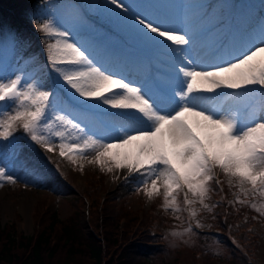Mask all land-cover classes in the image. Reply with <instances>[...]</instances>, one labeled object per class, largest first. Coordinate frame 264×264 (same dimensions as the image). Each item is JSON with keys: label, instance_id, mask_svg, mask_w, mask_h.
<instances>
[{"label": "rangeland", "instance_id": "rangeland-1", "mask_svg": "<svg viewBox=\"0 0 264 264\" xmlns=\"http://www.w3.org/2000/svg\"><path fill=\"white\" fill-rule=\"evenodd\" d=\"M16 1V8L30 1L34 6L37 4L27 11L24 21L34 41L30 44L27 37L5 24L0 36L15 37V44L8 42L0 47V74L20 76L21 87L26 91L29 84L53 91L55 112L66 113L78 122L83 120L85 109L82 102H75L66 93L48 63L47 46L60 37H47L38 30L37 25L46 20L69 31L72 40L87 50L102 68L135 83L151 84L153 79L168 82L172 70L166 51L142 41L118 23L108 9L119 10L107 5L106 0ZM122 2L143 6L146 16L165 27L189 32L194 37V55L207 62L224 54L222 44H239L264 24V0ZM201 103L213 111H227L239 104L242 113H259L264 108V91L254 89L243 102L217 95L202 98ZM17 107L0 105V132L12 133L8 139L0 136V167L16 180L9 183L0 179V229L4 233L13 231L18 240L21 233L35 236L49 223L53 211L60 225L75 227L72 235L76 239L65 243L61 226L55 225L50 245L55 254L49 257L45 251L42 264L89 263V258L84 256H87L86 248L76 244L88 242V235L100 242L104 251L112 248L106 240L113 236H117L118 242L121 240L120 247L128 238L140 242V237H149L141 242L153 247L150 249L156 254L143 255L150 260L156 258L159 264H264V194L259 190L252 191L250 185H244L245 191H241L234 180L230 185L229 178L215 169V179L220 183L209 182L204 200L207 207L199 202L186 205L185 190L174 194V211L172 207H165L163 188L151 197L142 186L138 190L137 174L116 169L109 172L79 157H75L76 163L61 157V142L83 143L87 135L56 120L54 113L50 112L36 129L37 135L53 147L52 152L44 144L33 141L19 122L9 128L8 115ZM30 107L26 102L19 110ZM104 109L109 110L107 106ZM88 115L91 119L83 121L87 124V134H102L105 131L103 113L89 112ZM57 132L64 133L63 140ZM85 155L92 159L94 153L89 150ZM188 199L194 198L189 194ZM108 231L110 237L106 235ZM3 241L2 234L0 245ZM69 245L76 249L72 259L68 258ZM12 253L13 259H23L28 250ZM15 262L12 263H18Z\"/></svg>", "mask_w": 264, "mask_h": 264}, {"label": "snow or ice", "instance_id": "snow-or-ice-1", "mask_svg": "<svg viewBox=\"0 0 264 264\" xmlns=\"http://www.w3.org/2000/svg\"><path fill=\"white\" fill-rule=\"evenodd\" d=\"M106 3L119 10L108 9L118 23L142 41L166 51L172 70L168 82L153 79L151 84L135 83L102 68L72 40L69 31L46 20L37 25L38 30L47 37H60L47 46L48 63L66 93L83 103V120L74 122L66 113L55 112L53 91L31 84L26 91L20 76L0 74V105L18 106L8 115V127L19 122L33 141L52 152L53 147L37 135L36 129L50 112L54 113L56 120L87 135L83 143L61 142V157L72 163L79 157L109 172L116 169L137 174L138 190L142 186L151 197L163 188L165 207L174 211V194L185 190L186 205L199 202L207 207L204 200L209 182L220 183L215 179V169L229 178L230 185L234 180L241 191H245L244 185H250L252 191L264 194V108L245 114L239 104L227 111H213L201 103L202 98L217 95L243 102L254 89L264 91V24L239 44H222L224 54L207 62L194 55V37L189 32L154 22L141 5L122 0ZM8 42L14 45L15 37L0 36V47ZM26 102L31 107L19 110ZM89 112L103 113L102 134H87L83 121L91 119ZM56 135L63 140L64 133ZM0 136L8 139L12 133L0 132ZM89 150L94 153L92 159L85 155ZM0 179L16 182L3 167ZM189 194L194 199H188Z\"/></svg>", "mask_w": 264, "mask_h": 264}, {"label": "trees", "instance_id": "trees-1", "mask_svg": "<svg viewBox=\"0 0 264 264\" xmlns=\"http://www.w3.org/2000/svg\"><path fill=\"white\" fill-rule=\"evenodd\" d=\"M16 2V0H0V30L4 27L5 24H7L8 28H14L16 33L20 34V36L22 35L23 37H27L30 40L31 44L32 41H34L33 34L29 32L28 28L25 26L24 21L27 11H30V9L35 8L37 4H35L34 6L32 5L33 3L30 1L29 4L23 3L22 6L16 8ZM41 2L44 1H40L39 3ZM14 7L16 9H14ZM1 18H3V22L1 21ZM27 24L29 25L30 23ZM132 219L133 218H131L130 220ZM55 225L60 224L55 211H53L50 213L49 223L45 226V228L41 229L35 236L31 234L26 236L21 233L19 234L18 240L13 235V231L4 233V229H0V236L2 234L4 235V241L0 245V264H13L16 263L15 261H18L17 264H42L44 262L43 255L45 251H47L49 257H52L55 254V249H51L50 245L52 239L51 237L54 234V231H56ZM60 226L62 229L61 233H63L62 237L64 242H73V240L76 239L72 235L75 230V227L73 225ZM109 231L111 232V230ZM109 231L106 233L107 237H110L109 234L111 233ZM65 235L66 237H68V239H65ZM88 236V242L84 244H79L76 242L79 247L86 248L85 254H87V256H84L89 258V263L85 264H159L157 263L156 258L150 260L147 259L145 255H143V253L147 255H152V253H154L150 249L153 247L142 244L141 242L147 241L149 237H145L143 239H141L140 237V242H135L131 240L132 238H128L125 242H123L122 246L120 247L119 243L121 242V240L118 242L117 236H113L111 240H106L107 245L109 247L112 246V248H109L108 250L104 251V247L100 242H98L92 236ZM149 236L151 235L149 234ZM19 249H22L24 251L28 250V255H26V257H24L23 259H13L14 254L12 252L14 250L16 251ZM117 249L119 250L118 252H116ZM74 250L76 249L69 245V259H72V252ZM79 251L82 250L79 249ZM104 254L106 255V260L103 256Z\"/></svg>", "mask_w": 264, "mask_h": 264}]
</instances>
